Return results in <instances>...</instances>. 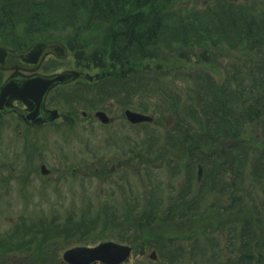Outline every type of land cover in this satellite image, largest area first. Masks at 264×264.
<instances>
[{
	"label": "trees",
	"instance_id": "16d2710c",
	"mask_svg": "<svg viewBox=\"0 0 264 264\" xmlns=\"http://www.w3.org/2000/svg\"><path fill=\"white\" fill-rule=\"evenodd\" d=\"M186 1L0 0V42L22 47L56 37L80 61L103 66L109 64V57L113 67L152 60L149 63L156 66L153 76L186 81L187 97L162 87L176 119V130L166 140L184 147L189 158L195 157L193 161L207 165L208 159L219 170H230L234 179L229 186L237 184L238 193L236 186L229 191L223 186L228 204L219 203L211 214L212 200L202 202L212 193L211 186L203 179L198 189L189 188L190 175L189 182L187 178L186 185L169 196L167 203L149 183L135 194L130 188L129 197L112 203L104 201L94 207L90 199L78 206L75 201L60 202L50 214H19L0 232V264H13L4 260L10 252L35 255L31 264H53L49 259L54 247L73 242L94 244L105 239L106 230L111 232L108 239L131 244L133 253L151 247L159 258L174 255L172 260L178 264H189L188 259L193 264H264V202L258 203L253 190L242 186L248 169L264 194V147L259 148L256 135L249 143L242 136L244 123L263 118L264 113V65L255 62L257 56L264 62V0L259 6L256 0H215L199 10L187 8ZM197 48L201 51L193 50ZM232 49L247 52L254 64L246 68L248 80L242 79L240 62L224 51ZM216 64H222L225 73L220 83L211 73ZM151 87L157 92L161 89ZM258 93L255 101L260 106L254 107L251 99ZM237 102L238 115L234 111ZM259 130L264 141V125ZM196 132L206 138L203 145L195 138ZM196 144L200 146L192 153L190 145ZM37 152L33 146L28 154L31 163ZM144 162L149 164V160ZM73 167L68 175H75ZM148 168L144 167L145 174ZM98 173L103 174L102 167ZM119 188L123 192L124 186ZM222 240L230 249L235 246L231 260L218 259Z\"/></svg>",
	"mask_w": 264,
	"mask_h": 264
},
{
	"label": "rangeland",
	"instance_id": "374dc122",
	"mask_svg": "<svg viewBox=\"0 0 264 264\" xmlns=\"http://www.w3.org/2000/svg\"><path fill=\"white\" fill-rule=\"evenodd\" d=\"M231 1L242 2L244 0ZM251 1L247 0L246 3ZM259 1L256 0L258 6ZM214 2L215 0H187L186 7L199 10L207 4H213ZM53 36H56V34H53ZM193 50L200 52L201 48ZM224 51L231 54L235 60L240 62L242 79L248 80L250 73L246 68L249 65L254 67L252 66L254 64L248 58L249 56L246 57L248 53L237 51L236 49ZM261 52L264 53V48ZM47 57L48 59L44 61L47 70L41 66V71L54 72L64 68L76 69L78 68V64H81L80 66L88 65L85 71L91 74L98 73V71H104L105 73L106 71H111L112 68H116L115 72L122 71V73H125L126 81L132 82V86L142 87L139 90L133 89L129 94L116 95L103 92L99 96L94 95L100 83L98 81L101 79H104V82L108 83L109 86H111L110 83L117 82L118 80L115 76L103 78V73L101 78L97 77L92 82H86L88 88L94 90L93 96H95V102L93 107H90L88 110L89 115L87 117L81 115L78 107L79 101L71 102L72 93H69L65 100V97L60 95L55 103L62 112L65 111L67 113L61 122L58 120L55 124L42 125L36 129L19 122L15 116H6L4 122L0 125V232L7 230L16 221L19 214L30 215L33 213L35 217L41 216L43 213L50 214V210L58 206L60 202L67 205L71 201H75L78 206L84 200L90 199L94 207L104 201L112 203L121 200L123 197H129L130 188L133 189V193L135 194L138 191L141 192L143 188L147 189V184L149 183L153 184L156 195H159L167 203L168 197L176 194L181 189L180 185L182 184L183 186L182 181H185L184 186L186 185L187 178L189 182L190 175L192 178H190L189 188L191 187L193 190L198 189L203 179L211 186L212 193L208 194L206 198H202L203 203H206L207 200H212L209 204L211 209L208 210L211 214L215 213L211 210L218 207L219 203L222 205L228 204V195L224 193L223 186H226L228 191L229 189L233 190L236 186V192L238 193L237 184L234 187L229 186V183L234 179V175L230 170H219L217 166L213 165V162H209L206 159L205 161L208 164L203 165L204 177L197 183V161L190 160L189 158L187 163L185 161L187 160L186 151L183 152L179 148L174 147L173 151L170 152L169 146L171 144L167 140L160 139L158 142L160 135L167 134L166 130L168 127L176 125V119L172 113L174 110L171 108V102L168 100V94L162 93V91L164 92L162 87L168 91L178 90L180 96L187 97L188 91L186 89L188 85L186 81L180 78L170 80L167 77L164 79L163 76H153L156 66L149 63L153 62L152 60H145L142 63L137 62L134 64L126 62L123 65L116 64L111 68V60L107 57V63L109 64L98 66L87 60H84L87 62L80 61L75 51L70 47L62 55L51 54ZM246 61H249V63ZM255 62L257 65H264L262 57L257 56ZM222 64H216L211 69L213 77L219 83L225 76ZM193 67H199V65L194 64ZM142 68H148L149 71L147 73L143 72ZM191 79L193 80L192 77ZM163 80L167 81L163 83ZM188 83H192V81ZM151 85H159L161 89L157 92ZM53 94L55 95L56 91ZM259 95L258 93L251 99V104L253 103L254 107L260 106L255 101ZM64 101L68 104H65ZM180 101L182 102L181 98ZM239 103L237 102L234 105V111L237 115L240 108ZM182 106L185 108L186 104H182ZM125 107L151 113L154 117L153 121L147 124H130L124 118L123 110ZM98 108L105 109L109 116L114 117V120L108 125L100 123L93 114ZM73 109L76 114L74 120L69 115ZM262 116L263 118H259L256 121L244 123L242 133L243 138L248 143V140H252L256 135L259 148L264 147L263 137H260L259 130L260 125H264V113H262ZM195 131V129L191 130V132ZM25 136L28 137L26 138ZM34 136L38 137L37 141ZM194 136L200 142V145H203L206 141V138L201 137L197 132ZM144 140H149V145L143 144ZM229 141L232 142L234 140ZM25 142H28L31 146L35 144L36 147L40 146L44 148L42 155L34 156L33 160L35 161L32 163L28 160V154H21ZM224 142L228 144L227 141ZM134 144H137L135 149L129 150ZM200 145H190L191 152L194 153L195 148H198ZM207 148H209L210 153H213L212 147ZM149 149L153 150L150 152ZM219 151L224 153L225 149L221 148ZM170 153L171 155H175L174 159L185 156L181 160L179 173L175 172L173 174L170 169L171 166L160 163ZM147 160H149L148 165H151L148 168L149 173L145 174L143 169L148 165L144 161ZM41 162L45 163L50 169L49 173L42 174L40 172ZM72 166H75L76 169L82 172L89 171L91 174H80L78 172L75 175H68L67 171ZM95 166H97L96 171ZM101 167L103 168L102 175L98 173ZM139 177L142 178V181ZM126 179H128V182H125ZM235 180L238 181V178H235ZM120 185L124 186L123 192L119 188ZM243 185L253 190L258 203L264 202L263 191L258 183L249 177L248 169L246 177L243 179ZM191 194L193 195L194 193ZM105 233V239H107L111 232L110 230H106ZM75 244L80 243L73 242L61 247H54L49 262H53V264H66L61 260L62 253L65 249ZM152 249L148 247L144 249V252L137 251V253H132L124 264H178V261L172 260L174 258L172 253L173 258H164V255L163 258H159L157 253H155L156 260L150 259L148 255ZM235 254V246L233 249H230L226 240L220 242L217 254L219 256L218 259L231 260ZM5 256L4 260L13 262V264H31L33 258H35V255L30 256L24 252H10ZM187 263L193 264L194 260L188 259Z\"/></svg>",
	"mask_w": 264,
	"mask_h": 264
},
{
	"label": "water",
	"instance_id": "95a60500",
	"mask_svg": "<svg viewBox=\"0 0 264 264\" xmlns=\"http://www.w3.org/2000/svg\"><path fill=\"white\" fill-rule=\"evenodd\" d=\"M53 52L56 55L65 53V47L58 41L37 42L30 45L25 50H15L0 46V67L26 68V63L35 62V68L43 56ZM76 71L66 70L52 75H31L18 78L17 74L11 75L0 86V120L1 116L12 110V100L21 99L28 105V109L20 112L28 123H40L58 115L57 110H48L44 107V100L47 91L56 83L68 81L77 76ZM127 116L132 121L146 120L151 117L138 112L126 110ZM97 115L102 121H107L108 117L101 111ZM41 170L46 172L45 165ZM198 180L202 176L201 165L198 164ZM131 247L127 244L106 240L98 242L92 246L77 245L66 249L63 260L68 264H91L99 261L103 264H120L126 260L130 254ZM155 257L154 251L150 254Z\"/></svg>",
	"mask_w": 264,
	"mask_h": 264
},
{
	"label": "flooded vegetation",
	"instance_id": "af4514ba",
	"mask_svg": "<svg viewBox=\"0 0 264 264\" xmlns=\"http://www.w3.org/2000/svg\"><path fill=\"white\" fill-rule=\"evenodd\" d=\"M46 59H48V57H46L44 59V61ZM44 61H43V63H42L41 66L43 67V69L47 70ZM80 65L81 64H78V68H76L79 71V75L77 76V78H75L74 80L65 82V83L56 84V86L52 87V89L49 92V94L50 93L53 94L56 91V94L55 95L53 94L51 96H49V94H48V97L47 98H48V102L51 103V106L56 107L55 106V103L57 102V99H58V96H57L58 93L59 94L60 93H63V91L64 92H67V93H72V98H71L72 101L71 102L79 101L78 102V107L80 109V113H81V115L83 117H87L89 115L88 110L90 109V107L92 108L93 107V104H94V102L91 100V96H92L91 93H94V90L88 88V86L86 85V82H92L94 78L90 79V78H88L85 75L87 73L85 70L87 69L86 67H88V65L87 66H84V65L83 66H80ZM79 68H81L82 70L79 69ZM39 71L40 72H43V71H41V69ZM9 74H10V72H8L7 70L0 69V80H1V83L9 76ZM72 84H74V85L71 86V87H68V86H70ZM124 92H125V90H122V93H124ZM15 103L18 104V105H20V106L21 105L24 106L20 101H15ZM57 108L59 109V107H57ZM98 109H102V110L106 111L103 108H98ZM94 112H93V114H94ZM62 120H63V118L60 121H62ZM55 122H58V121L47 122V123H44L43 125L55 124ZM174 147L175 148L176 147L179 148L183 152L185 151L184 150V147L178 146V145H175V144H171L169 146V151L172 152ZM170 156H171V159H170ZM179 156H182V155H179ZM186 156H187V154H186ZM166 157L168 158L167 161L169 163H171L172 166L174 165L173 167H175V169L173 171V174H175V172L176 173H179L181 160H182V158H185V156H182L181 158L174 159L175 158V155H171V153H170V154H167ZM185 161L188 163L189 159H187ZM182 183L184 184L183 181H182ZM181 186H182V184L180 185V188H181Z\"/></svg>",
	"mask_w": 264,
	"mask_h": 264
}]
</instances>
